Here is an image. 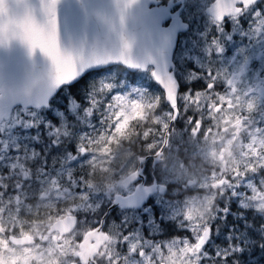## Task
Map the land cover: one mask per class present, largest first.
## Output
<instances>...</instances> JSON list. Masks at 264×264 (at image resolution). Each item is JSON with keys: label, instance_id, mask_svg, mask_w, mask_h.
Instances as JSON below:
<instances>
[{"label": "snow or ice", "instance_id": "obj_1", "mask_svg": "<svg viewBox=\"0 0 264 264\" xmlns=\"http://www.w3.org/2000/svg\"><path fill=\"white\" fill-rule=\"evenodd\" d=\"M0 264H264V0H0Z\"/></svg>", "mask_w": 264, "mask_h": 264}]
</instances>
